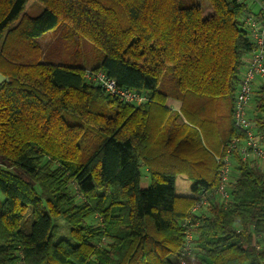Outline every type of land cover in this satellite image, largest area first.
Returning <instances> with one entry per match:
<instances>
[{
    "label": "trees",
    "instance_id": "obj_1",
    "mask_svg": "<svg viewBox=\"0 0 264 264\" xmlns=\"http://www.w3.org/2000/svg\"><path fill=\"white\" fill-rule=\"evenodd\" d=\"M29 1L0 0V264H264V170L233 151L229 200L212 195L217 158L246 137L233 112L254 50L247 4L207 0L203 16L179 0H33L42 9L31 16ZM56 28L102 53L90 70L151 101L121 103L85 68L42 62L37 39ZM167 66L177 111L160 89ZM250 105L264 147V82ZM178 176L192 195H176ZM202 192L211 198L193 213ZM56 217L71 241H55Z\"/></svg>",
    "mask_w": 264,
    "mask_h": 264
},
{
    "label": "built area",
    "instance_id": "obj_2",
    "mask_svg": "<svg viewBox=\"0 0 264 264\" xmlns=\"http://www.w3.org/2000/svg\"><path fill=\"white\" fill-rule=\"evenodd\" d=\"M237 2L246 3L249 9L242 21L248 32V37L254 45V50L245 58L234 98V126L243 130L246 137L243 140L231 139L225 146V156L217 158L222 163L219 173L220 180L212 195L217 196L223 203H227L229 200L227 187L230 181L233 151L240 156L241 160H253L264 170V147L254 134V125L248 113L254 88L264 80V0H237ZM83 77L87 82L99 86L106 94L121 103L139 106L151 101L146 93L118 86L115 79L101 70L88 69L84 71ZM210 198L209 192H202L198 202L192 208L193 213L207 206ZM190 238L191 235L187 233L185 251L190 247Z\"/></svg>",
    "mask_w": 264,
    "mask_h": 264
},
{
    "label": "rangeland",
    "instance_id": "obj_3",
    "mask_svg": "<svg viewBox=\"0 0 264 264\" xmlns=\"http://www.w3.org/2000/svg\"><path fill=\"white\" fill-rule=\"evenodd\" d=\"M179 4L182 7H188L191 5H198L202 9L203 16L212 14V9L209 7L207 0H179ZM42 6L40 3L30 0L25 8L27 14L36 16L41 11ZM60 29V28H59ZM58 28L50 30L41 35L37 41L40 44L42 52V62L48 64L77 66L88 70L97 64V56L102 53L96 49L92 44L82 38L74 37L72 40H67L66 37L60 35ZM85 70V71H86ZM261 81L259 84L263 83ZM258 86V85H257ZM255 86L254 90L257 88ZM160 89L164 90L171 96L168 100V106L177 111L178 102L172 99V95L176 93V81L171 72V67L167 66L162 74ZM254 99L252 101V111H254ZM150 185L149 177L146 169L140 166V187L142 189L148 188ZM192 183L185 177L178 176L175 181V193L178 196L192 195L191 191ZM3 196L0 194V201ZM31 208L29 207L21 222V226L26 230L32 223V217L30 214ZM53 224L57 227V236L55 241L70 240L69 227L62 217H56L52 219Z\"/></svg>",
    "mask_w": 264,
    "mask_h": 264
},
{
    "label": "water",
    "instance_id": "obj_4",
    "mask_svg": "<svg viewBox=\"0 0 264 264\" xmlns=\"http://www.w3.org/2000/svg\"><path fill=\"white\" fill-rule=\"evenodd\" d=\"M8 79L6 77H4L2 74H0V85L3 83V82H7Z\"/></svg>",
    "mask_w": 264,
    "mask_h": 264
},
{
    "label": "crops",
    "instance_id": "obj_5",
    "mask_svg": "<svg viewBox=\"0 0 264 264\" xmlns=\"http://www.w3.org/2000/svg\"><path fill=\"white\" fill-rule=\"evenodd\" d=\"M257 86V85H256ZM168 104V103H167ZM178 107H179V104H178ZM251 105H249V109H250Z\"/></svg>",
    "mask_w": 264,
    "mask_h": 264
}]
</instances>
